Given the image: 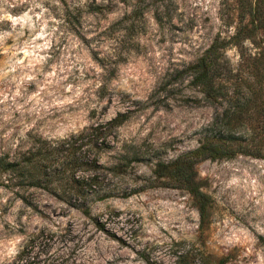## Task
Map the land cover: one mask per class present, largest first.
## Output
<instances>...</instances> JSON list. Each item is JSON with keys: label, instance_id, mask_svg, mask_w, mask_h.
<instances>
[{"label": "rangeland", "instance_id": "374dc122", "mask_svg": "<svg viewBox=\"0 0 264 264\" xmlns=\"http://www.w3.org/2000/svg\"><path fill=\"white\" fill-rule=\"evenodd\" d=\"M257 4L263 18L264 0H0V154L126 113L130 167L110 184L135 191L93 205L105 232L44 192L34 210L0 179V264H264V27L230 42ZM216 40L222 69L204 90L192 66ZM213 139L235 153L195 165L202 215L152 171Z\"/></svg>", "mask_w": 264, "mask_h": 264}, {"label": "trees", "instance_id": "16d2710c", "mask_svg": "<svg viewBox=\"0 0 264 264\" xmlns=\"http://www.w3.org/2000/svg\"><path fill=\"white\" fill-rule=\"evenodd\" d=\"M243 13L246 17L249 10ZM250 14L251 29L248 30L247 25H242L245 19L242 18L230 42L239 43L237 41L250 37L257 28L264 27L260 4L251 9ZM220 49L216 40L206 54L192 66L193 83L196 86L204 90L213 89L214 76L222 69L219 63ZM129 118L128 114L120 112L108 121L102 120L59 138L29 133L18 150L0 154V179L8 182L7 185L15 195L34 210H39V203L32 198L33 193L44 192L70 209L80 211L92 219L96 228L107 232L106 222L92 216L93 205L115 197L128 198L135 193L132 189L118 188L117 185L110 184L112 179L123 177L130 167L128 152L119 148L117 140L120 127ZM230 148L226 141L213 139L172 163L159 161L153 165V183L188 190L196 200L200 213L204 215L208 205L207 196L196 182L194 167L200 160H218L232 156L235 152H231ZM107 152H113L116 160L104 162ZM114 214L120 217L119 212ZM46 234L43 231L37 239L40 236L44 240L48 236ZM113 238L124 243L123 238L115 234ZM33 245L34 240L31 241V249L20 255V261L28 251H32ZM188 258L189 252L180 259ZM20 263L22 262L18 264Z\"/></svg>", "mask_w": 264, "mask_h": 264}]
</instances>
